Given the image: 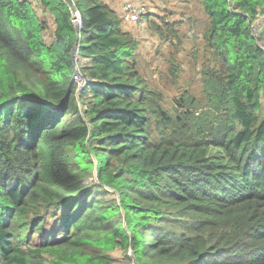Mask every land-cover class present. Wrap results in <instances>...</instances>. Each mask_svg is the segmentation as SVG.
Returning <instances> with one entry per match:
<instances>
[{"label":"trees","instance_id":"trees-1","mask_svg":"<svg viewBox=\"0 0 264 264\" xmlns=\"http://www.w3.org/2000/svg\"><path fill=\"white\" fill-rule=\"evenodd\" d=\"M70 1L78 36L68 0H0V264H264V0L148 15L175 83L183 24L204 19L200 94L170 106L123 19Z\"/></svg>","mask_w":264,"mask_h":264},{"label":"rangeland","instance_id":"rangeland-1","mask_svg":"<svg viewBox=\"0 0 264 264\" xmlns=\"http://www.w3.org/2000/svg\"><path fill=\"white\" fill-rule=\"evenodd\" d=\"M186 10L190 13L189 7H185L184 11ZM180 11H182V7L179 8V11L177 14H174L173 17L177 18ZM38 12L41 17L46 18L49 21L50 28L45 33V40L50 43L54 38L55 26L53 25L52 19L49 15L42 13L40 9ZM193 15L197 14L194 13ZM198 17V21L185 22L181 29L186 47L180 49L176 55L178 60L182 62V67H184L176 83L173 81L172 75L166 73V70L164 69L165 66L168 68V64L165 62V57H169L172 50L175 48L169 42L161 40L157 34L152 33L150 30L147 31L138 28V31L134 33L139 42L137 54L142 73L145 74L147 80L152 86L158 88L162 91V93H164L168 106H170L172 101L175 100V97L180 96V94L185 90H189L190 92L192 91L197 95L200 94V84L197 78L195 64L198 61V66L201 65L204 58L207 56L205 55L206 51L201 38V31L203 29L202 20L204 19L200 16ZM263 19L264 17L261 18V20ZM260 25H263L262 21L260 22ZM194 52H198V59L194 58ZM74 76L73 79L76 80ZM87 181L90 183L95 182L94 175H90ZM107 197L111 199L114 196L112 194ZM128 254H131V252ZM112 256L114 258L112 264H132L131 261L126 258L127 255L125 250L121 248L114 250L112 252Z\"/></svg>","mask_w":264,"mask_h":264},{"label":"crops","instance_id":"crops-1","mask_svg":"<svg viewBox=\"0 0 264 264\" xmlns=\"http://www.w3.org/2000/svg\"><path fill=\"white\" fill-rule=\"evenodd\" d=\"M111 10L120 16L123 19V27L126 31L132 33L134 35L135 32L139 29L149 30L148 26L146 29L141 28L135 22L129 20L127 16V11L125 9V5L128 0H103ZM183 0H140L143 6H146L149 10V14L155 15H163L165 12H177L179 10V6L183 4ZM152 19H154L152 17ZM135 36V35H134Z\"/></svg>","mask_w":264,"mask_h":264},{"label":"built area","instance_id":"built-area-1","mask_svg":"<svg viewBox=\"0 0 264 264\" xmlns=\"http://www.w3.org/2000/svg\"><path fill=\"white\" fill-rule=\"evenodd\" d=\"M125 9L129 20L138 24L141 28L146 29L149 11L146 6L141 4L140 0H128L125 5ZM73 55L76 61V72L74 77L76 79L75 82L78 85V89L80 90L88 85L90 79L81 72L83 60L80 59L79 45L75 46Z\"/></svg>","mask_w":264,"mask_h":264},{"label":"water","instance_id":"water-1","mask_svg":"<svg viewBox=\"0 0 264 264\" xmlns=\"http://www.w3.org/2000/svg\"><path fill=\"white\" fill-rule=\"evenodd\" d=\"M68 4L73 12V22L75 24V27H76V34L77 36L79 35L80 33V29H79V21H80V16L79 14L76 12V10L74 9L73 7V4L70 0H68ZM77 39V38H76ZM77 41V40H76Z\"/></svg>","mask_w":264,"mask_h":264},{"label":"clouds","instance_id":"clouds-1","mask_svg":"<svg viewBox=\"0 0 264 264\" xmlns=\"http://www.w3.org/2000/svg\"><path fill=\"white\" fill-rule=\"evenodd\" d=\"M79 23H80V21H79Z\"/></svg>","mask_w":264,"mask_h":264}]
</instances>
